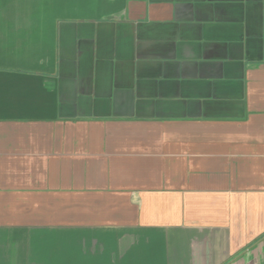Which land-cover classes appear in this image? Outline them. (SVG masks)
Here are the masks:
<instances>
[{
    "label": "crops",
    "instance_id": "0c3cea01",
    "mask_svg": "<svg viewBox=\"0 0 264 264\" xmlns=\"http://www.w3.org/2000/svg\"><path fill=\"white\" fill-rule=\"evenodd\" d=\"M0 264H264V0H0Z\"/></svg>",
    "mask_w": 264,
    "mask_h": 264
}]
</instances>
